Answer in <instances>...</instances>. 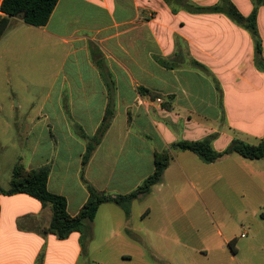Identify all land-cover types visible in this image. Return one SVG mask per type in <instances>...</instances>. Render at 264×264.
Returning <instances> with one entry per match:
<instances>
[{"label":"crops","instance_id":"obj_1","mask_svg":"<svg viewBox=\"0 0 264 264\" xmlns=\"http://www.w3.org/2000/svg\"><path fill=\"white\" fill-rule=\"evenodd\" d=\"M184 1L198 7L209 6L197 5L195 0ZM212 1L214 2L210 6L218 3V0ZM232 1L239 11L237 2ZM1 2L2 0L0 4ZM77 4L89 7L87 16L95 24H83L85 15L79 10V13L71 11L70 7H78ZM149 7L156 9L150 10ZM179 10L173 13L163 0H59L47 25L38 28L46 30L54 16L56 25L60 29L62 26L66 28L69 16L65 15L76 14L78 17L73 15L70 19L73 25H78L72 31L73 35L79 31H87L94 34L93 37L99 44L114 42L122 57L108 63L107 68L86 61L85 71H88L90 79L80 78L78 82L80 86L84 83L89 85L88 92L80 90V86L71 89L76 85L74 81L68 84L70 113L75 117L99 119L91 132H88L89 135L96 132L108 103V91L102 84L101 70L111 69L113 73L119 70L125 77L124 90L121 91L120 83H117V102H121L122 92L130 96L132 103L131 112H124L125 125L131 121L132 116L138 121L139 129L147 134L154 129L159 138L161 145L158 147L138 141L125 146L120 144L119 149L135 151L126 153L125 157L129 160L122 159L121 164L117 161L112 166L104 155L107 151L106 142L111 136L112 127L109 128L84 170L85 180L99 192L110 194L116 191L117 195L130 193L122 191V188L119 190L118 186L133 179L134 174L140 173L146 163L147 173L142 178H137V182L131 186V189H136L154 170V152L169 149L178 141H197L214 135L211 144L216 151L221 152L232 140L257 145L264 136V71L256 66L250 34L223 14H193ZM263 11L264 6L257 14L258 26ZM13 20L22 22L16 18ZM59 28L57 32L50 31L49 35L68 43L65 36L67 31ZM260 36L264 58V32ZM76 38L78 36H72V39ZM84 39L86 37L79 38L76 42L81 45ZM240 39L247 44L246 56L242 58V62L236 56L239 49L234 53L233 46ZM79 48L83 49V46ZM95 58L101 60V56ZM161 61L168 67H164ZM206 69H221L226 75L218 77L212 83L205 77ZM87 71L85 77L88 76ZM140 87L148 94L139 93L137 88ZM152 94L162 99L161 107L154 104ZM55 101L60 103L61 100L56 97ZM149 106L164 111L161 113L166 120L163 121V127H154V123L150 122L147 115ZM54 111L57 112L56 115L63 114L61 105L54 107ZM76 146L79 151L75 164L73 160L66 158L56 162L32 159L23 165L26 170L50 166L47 189L66 198L67 213L71 217L79 212L88 199L87 190L80 182L81 158L85 149L82 145ZM174 152H171L173 159L165 174L170 171L174 162L180 172H185ZM185 153L180 152V156L187 162L191 157ZM117 155L121 156L122 153ZM205 165L215 169L218 192L225 201L222 209L225 210L226 207L235 213V224H224L217 231L219 239L214 240L212 235L204 233L202 238L193 242L182 229L183 223L173 226L186 218L185 207L168 208L165 221L145 225L144 220H149L151 214L147 211L142 214V223L135 232L126 230L130 240L138 241L141 246L136 253L139 257H143L144 252L150 253L155 259L152 264H264V158L247 160L231 154ZM12 168L13 166L11 170ZM69 179L77 183L74 189L71 187L68 190L62 185ZM111 183H114V187ZM107 205H101L94 220L85 223L88 240L84 241L83 250V236L79 232H73L68 238L59 240L42 231L51 220L49 205L43 206L25 194L0 195V264H104L110 256L109 244L124 241L119 232L108 230L104 226L97 236L96 228L101 212L111 210ZM124 216L128 219L127 215ZM120 227H127V220ZM97 240L95 248L93 246ZM143 241H171L187 252L183 257L161 254L163 260L157 259L154 251ZM119 253H115L117 259H131L129 254ZM111 255H114L113 251Z\"/></svg>","mask_w":264,"mask_h":264},{"label":"rangeland","instance_id":"obj_2","mask_svg":"<svg viewBox=\"0 0 264 264\" xmlns=\"http://www.w3.org/2000/svg\"><path fill=\"white\" fill-rule=\"evenodd\" d=\"M230 1L233 3L232 0ZM234 1L239 5V12L244 16L250 14L256 7L254 0ZM213 2L212 0H195L194 3L200 6L207 4L210 6ZM217 2L219 3V0ZM77 6L70 8L71 11L79 13V10L85 15L83 16L85 17L83 24H95L87 16L90 11L89 7L82 4H77ZM263 6L258 7V12ZM148 9L154 10L156 8L149 7ZM262 13L259 26L256 24L260 42V35L264 32V11ZM73 15L76 14L65 15L69 18L66 22V28L62 26L61 29L60 26L56 25V16H54L46 30L29 28L26 24L11 19L8 28L0 37V186L3 188L7 187L10 181L11 167L16 163L25 165L32 159L56 162L67 158L73 160L72 162L75 164V157L79 151L76 145H82L85 149L88 142L86 139L92 138L96 134L95 132L89 135L88 132H91L99 120L97 117H75L70 113L68 84L74 81L76 85L71 89H75L80 86L78 82L80 78L90 79L87 70L88 76L85 77L86 61H89L90 64L100 61V65L107 68L108 63L117 61L122 57L119 56L114 42L107 45L99 44L94 39V34L87 31H79L74 34L78 36V39L86 37L84 43L78 45L76 42L78 39H72L74 36L72 31L78 27L70 21ZM58 28L67 31L65 36L68 43L65 44L60 39L49 35L50 31L57 32ZM84 28L87 26L84 25ZM252 43L254 47L253 40ZM246 45L241 39L233 45L234 53L239 49L236 56L240 62L246 56ZM79 46H83V49H80ZM95 56H101V60H96ZM206 70L204 71L206 72L205 77L212 83L217 81L218 77L226 75V72L221 69ZM103 71L105 72L102 84L108 90L111 98L109 128L112 127L110 129L111 136L106 142L107 151L104 155L111 161L112 166H115L117 161L120 164L122 159L125 161L126 153H130V150L135 151L134 149H119L120 144L125 146L135 144L138 141L148 146H160L159 138L153 126L161 128L164 126L163 121L166 120L161 115L164 112L161 108L155 109L149 106L147 115L150 122L154 123L151 126L153 131L151 130L150 134L139 129L138 121L132 116L131 121L125 125L126 115L124 112L127 110L130 113L132 109L130 96L121 92V102H117L118 84L120 83V90H124L125 77L119 70L116 73H113L111 69H103ZM79 88L83 92H88L90 89L89 85L85 83ZM56 97L60 98V103L55 101ZM154 104L156 103L154 102ZM58 105H61L63 109L61 115H56L57 112L54 111V107L56 108ZM101 122H98V128ZM166 150L175 151L174 155H176L185 172H180L177 163L174 162L170 171L167 174L164 172L161 182L152 188L151 194L130 201L124 209L115 204H108L106 207H110V213L106 210L101 212L97 222V236L100 233V228L104 226L108 230L119 232L121 240H124L113 241L109 244L110 256L104 264H152L153 261L155 262L154 257L148 252H144L143 257L138 256L136 252L141 246L138 245V241H131L129 232L126 231L133 230L135 232L142 223V214L147 211L151 214L149 220H144L145 225L151 222L165 221L168 208L185 207L187 209L186 218L174 223L173 226L183 223L182 229L193 239V242L202 238L204 233L208 236L212 235L214 240L219 239L217 231L224 224L228 226H231L232 223L235 224L233 220L235 213L226 207L225 210L222 209L225 201L218 192L215 169L207 167L206 163L204 164L191 152L185 153L191 157L185 162V158L180 156V152L183 151L170 149V147ZM119 152L122 153L121 156L117 155ZM127 159L129 160V158ZM147 168L145 163L141 172L134 174L133 179L118 186L119 190L122 188L121 190L126 193L133 191L131 186L137 182V178H142L147 173ZM80 182L84 186L83 182ZM111 184L113 186L114 183ZM62 185L69 190L71 187L74 189L77 183L71 182L69 179ZM109 195L117 196V192ZM124 214L127 215L128 219L125 218ZM179 219L181 218L179 217ZM126 220L127 227L121 228V223L126 224ZM87 240L88 238L82 239V241ZM143 242L154 251L157 259H162L161 254L183 257L187 252L171 241ZM96 245H98V240L95 241L93 247L97 248ZM112 251L114 252L113 256L111 255ZM115 253L116 255L117 253L129 254L131 259L122 261L120 258H116Z\"/></svg>","mask_w":264,"mask_h":264},{"label":"trees","instance_id":"obj_3","mask_svg":"<svg viewBox=\"0 0 264 264\" xmlns=\"http://www.w3.org/2000/svg\"><path fill=\"white\" fill-rule=\"evenodd\" d=\"M58 1L59 0H2L0 4V37L8 28L11 19L14 18L21 20L23 23L31 27H45ZM163 1L167 3L173 13H176L181 9L193 14L220 13L225 15L232 22L245 29L250 34L251 39L254 42L256 66L259 70L264 71V58L261 53V42L256 29L258 7L264 5V0H254L256 7L253 8L247 17L243 16L230 0H219L218 4L208 7L194 6L184 0ZM96 64L100 67L101 63L98 61ZM161 64L164 67H168L163 61H161ZM103 74L104 71L101 70L102 78ZM216 88L218 90L217 86ZM137 90L141 94H148L147 91L141 87L137 88ZM156 96V94H152L151 98L154 100L157 98ZM110 100L111 98L108 92V103L102 122L97 129L95 136L86 139L88 142L81 158L80 178L87 190L88 199L75 216L71 217L67 213V201L65 197L48 191L47 180L50 173L49 165L33 170H26L22 164L16 163L12 168L8 187L6 189L0 187V195L12 196L16 194H25L39 201L43 206L49 205L52 213L51 220L48 227L44 228L42 231L54 235L59 240L68 238L73 232H79L83 238H88L85 231V223L94 220L101 205L115 204L124 209L125 205L130 201L149 195L152 188L161 182L165 170L173 159L169 150L154 152V170L152 174L145 178L136 189L126 195L112 197L111 195L97 191L91 184H89L84 178V170L103 136L110 127ZM213 138L214 135H210L197 141H178L173 143L170 146V149L191 152L206 164L215 163L219 159L231 154H236L247 160H259L264 158V136L257 145H249L240 140H232L229 146L221 152L212 148L211 143ZM229 246L232 249L231 244H229ZM82 247L84 250V241L82 242Z\"/></svg>","mask_w":264,"mask_h":264},{"label":"built area","instance_id":"obj_4","mask_svg":"<svg viewBox=\"0 0 264 264\" xmlns=\"http://www.w3.org/2000/svg\"><path fill=\"white\" fill-rule=\"evenodd\" d=\"M153 102H155L156 104H158V105H160V104H162V99L161 98H156V99H154V100H152Z\"/></svg>","mask_w":264,"mask_h":264}]
</instances>
